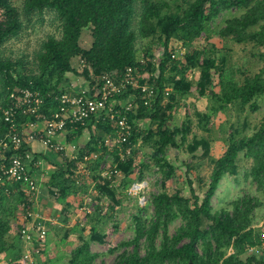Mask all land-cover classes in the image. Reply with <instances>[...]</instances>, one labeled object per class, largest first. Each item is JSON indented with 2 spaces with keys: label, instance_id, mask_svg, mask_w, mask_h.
I'll return each mask as SVG.
<instances>
[{
  "label": "trees",
  "instance_id": "16d2710c",
  "mask_svg": "<svg viewBox=\"0 0 264 264\" xmlns=\"http://www.w3.org/2000/svg\"><path fill=\"white\" fill-rule=\"evenodd\" d=\"M22 3L19 9L14 0H0V51L8 41L20 36L25 21L43 20L47 13L55 14L61 35L42 43L35 54L34 69L0 57V141L9 131L4 112L20 107L21 92L26 89L42 94L44 102L36 114L20 113L19 132L57 113L60 104L55 96L77 93L66 87L71 77L84 80L89 95L100 98L105 78L118 84L132 70L139 73L140 85L148 83L156 93L149 105L141 90L133 87L113 98L122 115L126 114L125 104L132 100L128 121L132 129L130 143L136 146L125 162L112 154L114 166L124 175L118 187L100 175V167L109 153L104 147L98 150L99 142L116 132L118 120L112 121L109 116L94 119L91 125L105 136L90 129V142L85 146H80L78 140L86 127L67 125V144L75 143L79 150L73 160L64 159L53 175L50 200L67 214L74 207L67 202L69 197L80 190L87 193L90 189L87 182L92 180L97 221L88 238L84 237L85 231L81 233L80 244L67 256L66 264H97L99 254L92 252L91 245H105L108 240V235L99 231L101 221L112 219L123 208L122 191L145 179L146 172L154 168L164 177L163 190L152 195L148 206L137 212L134 238L110 248L111 254L120 252L112 264H264V257L249 253L264 241V228H252L259 223L258 212L264 207V121L251 136L229 141L224 155L213 162L208 182L194 177V162L201 150L203 158L209 156L210 143L196 137L189 141L192 134L189 114L181 126L176 124L181 103L190 97L210 98L221 111L229 106L241 110L249 106L252 112L260 110L259 102L264 101V71L239 82L227 69L228 59H218L216 47L200 50L195 43L210 41L216 20L236 10L239 14L226 19L216 36L238 45L253 43L264 48V0H22ZM172 41L182 44L183 57L172 51ZM156 45L157 53L153 51ZM193 71L198 76L191 78L189 74ZM27 150L23 144L17 153L11 149L8 157L17 154L26 160ZM173 150H185L189 162L185 163L184 175L180 173L181 187L170 194L167 183L178 172L169 158ZM95 151L101 152V156L90 165L91 178H82L85 185L79 188L76 175L83 157ZM240 154L252 161L244 180L256 189L214 212L212 201L223 179L234 176L240 181ZM4 164L8 163H0V170ZM10 192L0 195V264H31L25 259L21 239L26 223L13 241L8 239L17 215H27L32 203L23 184L11 185ZM104 198L108 200L106 207L102 206ZM148 207L152 208V214ZM176 223L180 225L172 233L171 227ZM48 250L49 247L41 250L35 264H55L42 259L48 257Z\"/></svg>",
  "mask_w": 264,
  "mask_h": 264
},
{
  "label": "rangeland",
  "instance_id": "374dc122",
  "mask_svg": "<svg viewBox=\"0 0 264 264\" xmlns=\"http://www.w3.org/2000/svg\"><path fill=\"white\" fill-rule=\"evenodd\" d=\"M16 6L22 8V0H14ZM184 1V0H182ZM140 12V6L137 9ZM239 12L233 10L231 12L224 13L211 28L210 41L204 39L195 43L197 49L203 50L207 47H216L218 59L226 53L228 64L227 69L233 74L235 80L243 82L245 78L254 77L264 71V48H259L253 43L235 44L229 40H222L216 36L224 24V21L234 15H238ZM137 22V19H136ZM60 25L56 20V16L53 13H47L43 20L38 18L33 19L31 22L25 21V27L20 36L16 39L8 41L0 51V57L4 60H10L12 62H22L26 64L27 69H34L33 63L35 62V54L40 50L41 45L49 37H59L61 34ZM146 44H149L146 42ZM145 44V45H146ZM172 51H175L177 56L183 57V46L176 41L171 43ZM157 50V45L153 47V51ZM157 53V51L155 52ZM189 76L197 77V71H193ZM260 110L252 112L250 107L239 109L238 106H229L226 110H218L217 102L211 101L210 98L203 100H196L195 97H190L181 103V109L176 118V124L181 126L186 120V114H189L192 121V134L189 136V141H192L194 137L198 139L205 138L212 142V154L213 157L204 159L202 161H195V172L202 173L205 181H208L211 172V158L218 160L219 155L225 149L230 140L240 139L241 137L251 136L261 126L264 121V101L260 100ZM199 114H201L199 116ZM207 118H203L204 116ZM210 117V121L208 118ZM212 118V120H211ZM148 125V124H147ZM208 129V130H207ZM148 150H144V157L147 159ZM170 161L178 167V172L175 177L168 181L167 192L174 194L179 187H181L180 173H185V163L189 162V156L185 150L171 151L169 153ZM240 173L243 175L244 171L250 169V165L244 159H241L239 165ZM184 175V174H183ZM146 178L149 179L151 190L148 195L149 199L152 195L158 194L163 190L164 177L157 169H152L150 172H146ZM232 181V180H231ZM88 185H92V180L87 182ZM230 183L228 178L224 179V182L219 186V192L216 200L214 201V212L221 211V209L230 202L233 195H242L245 192L254 193L253 187L241 186L236 190V184ZM206 189V188H205ZM93 193V192H92ZM125 206L118 211L113 219L107 222L101 221L99 231L108 235L107 244L101 245L98 243H92L91 250L93 253L99 254L97 264H112L116 261L120 252L111 254L110 248L118 246L124 241H129L134 238V218L140 209V205L137 204L135 198H131L128 195L122 193ZM264 198V197H263ZM87 208L89 213H86L85 221L87 223V232L84 233V237H89L91 227L96 224V211H95V195H88ZM213 205V202H212ZM149 214H152V208L148 207ZM79 211V210H77ZM83 211L74 212V219L79 220L83 216ZM54 217H52L53 219ZM259 223L264 221V207L258 212ZM76 219V220H77ZM60 220V219H59ZM176 223L171 227V232L174 233L175 229L179 226ZM52 224L47 226L50 230L47 235V246L49 247L48 257L43 256L42 259L46 261H52L55 264H66L68 261L67 256L70 255L73 249L79 244L80 240L78 236L70 234L66 237L67 227H57ZM117 227V228H116ZM44 248V246H43ZM132 251V250H131ZM144 251L142 250V253ZM37 257V255L35 256Z\"/></svg>",
  "mask_w": 264,
  "mask_h": 264
},
{
  "label": "built area",
  "instance_id": "2783aa9c",
  "mask_svg": "<svg viewBox=\"0 0 264 264\" xmlns=\"http://www.w3.org/2000/svg\"><path fill=\"white\" fill-rule=\"evenodd\" d=\"M139 79V73L132 70H129L126 79L118 84L110 78H105L100 98L90 96L87 86L76 90L73 85L67 83L66 87L72 88L77 93L74 95L60 93L55 96V101L60 104L59 111L51 118H44L42 122L28 125L21 132L17 128V117L20 113L36 114L40 111L44 102L43 95L37 91L23 90L20 107L10 108L4 112V120L9 125V131L0 141V163L7 162L8 164H4L0 170V195L3 193L10 194L11 185L21 183L25 186V192L32 203V209L25 215L26 225L22 230L21 239L24 244L25 259L31 264H34V255H40L48 231L44 218L34 210L37 204L39 186L29 172L27 161L17 154L8 157L9 151L12 149L17 153L23 144L29 147L31 143L38 140V133H42L40 141L47 148L73 160L79 150L77 144L58 142L57 137L67 133V125L69 124H80L86 127L94 119L109 116L112 121L118 120V128L113 135H107L99 142L98 150L101 151L104 147L109 153L100 167V175L110 180L113 187H118L120 179H124V175L114 166L115 158L112 154L116 153L120 161L125 162L127 157L133 154L136 146L130 143L132 129L128 121V113L133 109L132 100L125 104L126 114L122 115L116 110V102L113 101V98L128 87H133L141 90V93L145 95L146 105H149L156 95L155 90L148 83L140 85ZM99 151L83 157V162L76 175L78 186H83L82 178L91 176L90 165L101 156ZM150 190V181L145 178L132 183L124 191V194L135 198L137 204L140 205L139 207L145 208L148 206ZM252 228H264V221ZM32 250L34 254L31 253ZM249 253L257 257H264V241L261 245L251 248Z\"/></svg>",
  "mask_w": 264,
  "mask_h": 264
},
{
  "label": "crops",
  "instance_id": "0c3cea01",
  "mask_svg": "<svg viewBox=\"0 0 264 264\" xmlns=\"http://www.w3.org/2000/svg\"><path fill=\"white\" fill-rule=\"evenodd\" d=\"M220 59H227L226 53ZM69 83L71 85H73V87L76 90L80 89L81 87H85L86 86V82H84V80L72 79V77L70 78ZM203 99H205V98H203ZM203 99H200V100H203ZM199 115H201V114H199ZM211 120H212V118H211ZM90 129L93 132L96 131L95 126H92L91 123H89L86 126V129L84 130V133L82 134V136L78 140V143H79L80 146H85V145H87L90 142V136H91ZM96 132L101 137L105 136L99 130H97ZM67 134L68 133L58 136L56 140L58 142L67 144V136H68ZM41 137H42V133H38V137H37L38 140L33 142V143H31L29 145V147H27L28 150H27V157H26V161H27V164H28L29 172H30L32 178L36 181V183L39 186V194H38V199H37V202H36L37 204H36L34 210L36 212H38L39 215L44 218L46 227L47 226H51L52 224L57 225L55 228H57V227H62L63 228L64 226H66L67 227V230H66L67 233L69 235L75 233L78 236V239L80 240L81 233L84 232V231L86 233L87 230H88L87 229L88 228L87 227V223L85 221V218L87 217L85 212H88V213L90 212L89 209L87 208V204H89L87 195L94 194L95 186H94V184H92L90 186L89 191L87 193H84L83 191L80 190V192H78L77 195H71L69 197V199L67 200V202L72 204L74 207L71 208L70 210H67L68 211L67 214L63 213L62 211H59L55 207L54 203L51 202V200H50L49 185H50V182L52 180L53 175L62 167V165L64 163V159H66V157L62 156L60 154H57L54 151H52L51 149L47 148L40 141ZM202 139H205V138H202ZM202 139H199V140H202ZM208 142L210 143V146H209L210 154H209V156L207 158H203V154L204 153H203V150H201V152L199 151V154L197 155L195 161H202L204 159L208 160L210 155H211V157H213V154H212V150H213L212 142L211 141H208ZM228 145H229V142H228L227 146H225V149L221 152L219 157H222L224 155L225 151L227 150ZM241 159H244L245 161H247L250 166L252 165V161L251 160L244 158L243 154H240L239 160H238V168H240L239 165H240ZM214 161H216V160L211 158V167H213V162ZM238 172H239L238 178L240 180L239 182L237 180V177H234V176H226L225 177V178H228L230 183L232 182V183L236 184V190L239 187H241V186H249V187L255 188L249 182H246L244 180V174H245L246 171L243 172V175H241L240 169L238 170ZM194 177H200V178H202L205 181L202 173L195 172L194 173ZM89 178H91V176H89L86 179H89ZM224 179H223V181L221 183L224 182ZM208 181H205V182H208ZM234 184H232V185L234 186ZM83 185H85V183ZM78 187L81 188L82 186L81 187L78 186ZM124 191H122L123 194H124ZM218 192H219V188H218V190L216 192L215 197L213 198L212 207H214V201L216 200V198L218 196L217 195ZM246 193H248V192H245L244 194H246ZM233 196L234 197L232 198L231 201L241 197L242 195L240 196V195H236L235 194ZM121 200H122V205L125 206V203H123L124 199L122 197V194H121ZM230 202H228V203H230ZM228 203H226V205ZM226 205L224 207H226ZM102 206H104V207L108 206V200L107 199H105V198L103 199ZM77 210H79L81 212L83 211L84 212L83 216L79 220L77 218H76L77 220L76 219L73 220L75 218L74 215H73L74 212H79ZM115 215L116 214H114V216ZM52 217H54V218L52 219ZM108 220H111V219L109 218ZM107 221H105V222H107ZM25 223H26L25 216L22 213H19L17 215L16 220L13 222V225H12L13 226V231L11 232V235H10L8 240L13 241L18 236L19 228L22 227L23 225H25ZM89 229H92V227L89 228ZM47 231L48 232L50 231L48 229V227H47ZM46 242L47 241H45V243H44V248L47 245ZM23 246H24V244H23ZM31 253L34 254L33 250L31 251ZM35 256L36 255H34V264L37 263L38 258L40 259V257H35Z\"/></svg>",
  "mask_w": 264,
  "mask_h": 264
},
{
  "label": "water",
  "instance_id": "95a60500",
  "mask_svg": "<svg viewBox=\"0 0 264 264\" xmlns=\"http://www.w3.org/2000/svg\"><path fill=\"white\" fill-rule=\"evenodd\" d=\"M189 264H194V263L190 262Z\"/></svg>",
  "mask_w": 264,
  "mask_h": 264
}]
</instances>
